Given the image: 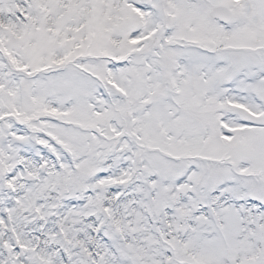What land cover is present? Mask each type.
<instances>
[{
    "label": "snow or ice",
    "instance_id": "snow-or-ice-1",
    "mask_svg": "<svg viewBox=\"0 0 264 264\" xmlns=\"http://www.w3.org/2000/svg\"><path fill=\"white\" fill-rule=\"evenodd\" d=\"M0 264H264V0H0Z\"/></svg>",
    "mask_w": 264,
    "mask_h": 264
}]
</instances>
